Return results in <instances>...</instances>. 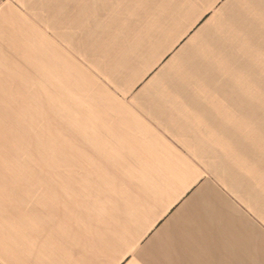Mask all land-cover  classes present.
I'll return each instance as SVG.
<instances>
[{"label": "rangeland", "instance_id": "rangeland-1", "mask_svg": "<svg viewBox=\"0 0 264 264\" xmlns=\"http://www.w3.org/2000/svg\"><path fill=\"white\" fill-rule=\"evenodd\" d=\"M208 1L0 0L1 195L9 197L14 188L18 193L25 183L32 190L22 193H63L69 205L64 221L77 226L73 236L81 250H113V262L143 264L137 253L151 234L135 220L151 203L154 177L135 159L119 158L110 144L94 141L88 119L106 88L141 85L175 44L179 49L193 39L189 49L201 67L181 69L183 84L202 92L239 88L253 92L256 104L250 117L240 119L237 148L222 159L225 172L232 167L230 187L242 198L222 189L229 203L216 212L225 214L230 205L264 231V45L249 46L252 38L244 40L238 23L224 22L216 34L214 19L212 29L199 35V13ZM258 32L264 34V24ZM223 41L235 44L214 45ZM228 54L261 58L250 63L257 78H248V64L232 62ZM204 68L213 74L204 77ZM57 183L65 184L62 192ZM71 183L79 189L71 190ZM88 199L94 201L90 212Z\"/></svg>", "mask_w": 264, "mask_h": 264}, {"label": "crops", "instance_id": "crops-1", "mask_svg": "<svg viewBox=\"0 0 264 264\" xmlns=\"http://www.w3.org/2000/svg\"><path fill=\"white\" fill-rule=\"evenodd\" d=\"M206 4L199 13L204 15L199 35L212 29L208 22L214 19L216 34L223 30L222 24L238 23L244 40L252 38L249 46L264 45V34L255 33L263 31L264 0H210ZM256 38L260 43H254ZM192 40L179 49L175 44L141 85L106 88L88 125L94 128V141L110 144V151L118 152L119 158L135 159L154 177L151 203L135 220L145 225L144 233L151 234L137 253L140 263L264 264V231L230 205L227 214L216 212L229 203L225 192L233 199L242 198L230 187L232 167L225 172L222 159L241 140V117L248 118L256 110L253 92L216 86L202 92L200 87L185 86L181 69L187 64L201 67L197 52L189 49ZM47 45L46 40L45 52ZM237 55H229L232 62L247 63L246 76L257 78L250 63L261 58L241 60ZM204 69V77L214 72ZM55 185L62 192L65 184ZM78 185L71 183V190H78ZM17 190L9 197L0 193V264H130L119 259L113 262V250L80 249L73 236L77 226L64 221V208L69 205L63 193L58 198L22 193L32 190L28 183ZM73 201L70 208L77 216ZM92 201L87 202L89 212Z\"/></svg>", "mask_w": 264, "mask_h": 264}]
</instances>
